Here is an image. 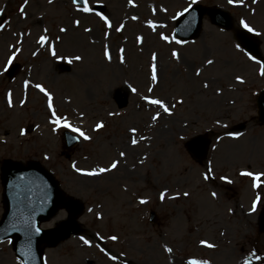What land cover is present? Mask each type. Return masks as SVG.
Here are the masks:
<instances>
[{"label": "rangeland", "instance_id": "obj_1", "mask_svg": "<svg viewBox=\"0 0 264 264\" xmlns=\"http://www.w3.org/2000/svg\"><path fill=\"white\" fill-rule=\"evenodd\" d=\"M4 2L0 0V15L10 19L3 20L0 34V115L5 118L0 124V140L2 147L7 146L1 148L0 159H38L68 194L84 203L78 217L81 231L46 248V264H186L188 259L206 257L211 264H240L255 253L257 245L260 259L254 257V263L262 264L264 236L255 239L253 217L246 223L242 220L236 242L223 241L227 233L219 231L221 226L214 220L226 199L217 191L220 198L211 195L216 184L204 176L223 174L237 188L240 182H247L244 177L254 178L255 174H261L259 179L264 181V125H258L255 116L256 92L264 87L260 74L264 67L239 49L230 31L212 25L207 18L201 36L192 42L178 44L172 34L173 18L187 5H216L227 9L237 25L243 20L259 33L264 53V0H234L232 4L228 0H88L91 9L97 4L104 9L89 13L70 0H8L5 10ZM19 2L25 5V18L13 16ZM43 25L51 35L52 47L33 58L35 39ZM161 34L168 40L161 39ZM105 47L110 59L104 56ZM172 51L178 53V59L172 57ZM153 54L158 75L155 85L150 80ZM9 56L23 64L13 80L2 74ZM31 58L39 60L41 69L32 80L43 82L56 115L90 137H81L69 158L60 153L62 126L51 123L47 98L24 84ZM61 59L71 65L69 72H57L55 61ZM205 64L206 70L196 75L195 68ZM238 76L243 83L237 81ZM154 94L171 115L141 99H154ZM97 123L103 127L96 129ZM238 123H246L244 129L233 132L238 136L228 135ZM31 126L32 133L21 134L20 129ZM198 132H209L211 144L206 162L196 165L183 141ZM113 161H117L116 168L96 176L76 171H98ZM259 193L264 198V187ZM249 194H242V204L251 198ZM174 204L187 210L191 235L179 238L182 232L172 223H178ZM151 209L160 221L157 227L148 221ZM65 216L64 212L42 226L51 227ZM112 236L117 239H110ZM197 238H213L219 245L208 251L199 246ZM0 264H20L8 242L0 243Z\"/></svg>", "mask_w": 264, "mask_h": 264}, {"label": "water", "instance_id": "obj_2", "mask_svg": "<svg viewBox=\"0 0 264 264\" xmlns=\"http://www.w3.org/2000/svg\"><path fill=\"white\" fill-rule=\"evenodd\" d=\"M258 113L264 121V89L258 99ZM191 156L201 160L206 153L207 140L203 137H195L185 144ZM5 203L7 207L4 219L0 222V239L7 236L14 237L15 251L22 257L25 264H41L39 244L46 242L55 243L63 232L60 229L56 233L40 231L37 234V222L50 215L59 201L75 208V202L64 198L56 187V182L39 166L29 163L23 166L19 163H9L4 166ZM51 203L49 212L42 216V209ZM15 204L21 210L18 211L17 219L19 227L12 226L13 208Z\"/></svg>", "mask_w": 264, "mask_h": 264}, {"label": "snow or ice", "instance_id": "obj_3", "mask_svg": "<svg viewBox=\"0 0 264 264\" xmlns=\"http://www.w3.org/2000/svg\"><path fill=\"white\" fill-rule=\"evenodd\" d=\"M25 2H26V0H25ZM193 2H195V0H193ZM233 2H234V0H228V3H229V4H232ZM239 2L242 3L243 0H239ZM252 2H253V3H256V0H252ZM49 3H51V0H49ZM72 3H73V4H76V3H77V0H72ZM79 10L82 11V12H84V13H89V12L92 11V9L90 8V6H89L88 3H84V6H83L81 9H79ZM184 11L186 12V11H188V9H185ZM96 15H97V16H100V19L103 20L104 23H105L106 25H108L109 27L111 26V25L109 24V21H108L104 16H101L100 13H96ZM133 19H136V17H133ZM74 23L78 25V24H79V21H74ZM240 23H241V25H242L244 28L247 29V31H249V32H252V31H253V28H251L247 23H245V21L241 20ZM148 26H149L150 28L153 27L151 21L148 22ZM2 27H3V25H0V28H2ZM122 27H123V25H121L120 27H117V28H116V31H120ZM60 31H61V32H64L65 29L61 28ZM85 31H89V30H88V29H85ZM256 34L259 35V33H256ZM160 38L163 39V40H168V37L164 36L163 34H161V37H160ZM45 40H46V37H45V36H41V37H40V42H41V43H43ZM141 40H142L141 37H137V42H138V43L141 42ZM176 43L179 44V43H181V41L177 40ZM120 52L122 53V52H123V49H121ZM52 54L55 55V52H53ZM171 55H172L173 58L178 59V53H177L176 51H172ZM104 56H105V58L110 59L109 51H108L107 47H105ZM12 59H13L12 56H9V57H8V63H9V64H11ZM75 59H76V60H79L80 57L77 56V57H75ZM249 59H252V57H249ZM155 61H156V56H155V54H153V56H152V64H151V75H150V80H151V83H152L153 85L157 84V82H158L157 67H156V63H155ZM70 62H71V61H70ZM120 62H121V63L124 62V61H123V56H121V58H120ZM207 63L211 64L212 61L209 60V61H207ZM257 63L259 64V61H257ZM197 74H198V73H197ZM260 74H261V75H264V69H261ZM236 79H237L238 82L243 83V80H242L239 76L236 77ZM27 83H28V82L25 81V84H27ZM206 86H207V85H205V87H206ZM34 87H36L37 89H39V91L42 92V93L44 94V96L47 98V101H48L47 106H48V109H49V111L51 112L52 117H53L52 120H51V123H52V124L56 125L57 127L62 126V127H64V128H70L72 132L77 133L79 136L83 137L84 140H89V139H90V137L87 136V135H86L81 129L76 128V127H72L71 124H70L66 119H64V118H62V117H58V116L56 115L55 110H54V108H53V103H52V99H53V98H52V96H51V95H50V94L44 89V87H42L40 84H36V85H34ZM132 91L135 92L136 89L133 88ZM148 91H149V92H152V88L149 87V88H148ZM141 99H142V100H146L147 103H148L149 105H158L159 108L162 109V111H163L164 113H167V114L171 115V111H170L169 107L166 106V104H165L161 99H149L148 97H141ZM177 103H180V101H177ZM173 107H174V105H173ZM110 115H111V113H110ZM159 115H160V113L158 112L156 115H153V116L151 117V119H152V120H156L157 117H158ZM102 127H103V125H102L101 123H97V124H96V129H100V128H102ZM53 131H55V128L53 129ZM130 131H133V132H134L135 130L132 129V130H130ZM21 134L23 135V131L21 132ZM228 135H230V136H238L239 134H238V133H229ZM131 142H132V144H136V143H137V141H136L135 139H133ZM120 155L123 156L124 153H120ZM74 167H75V165H74ZM116 167H117V161H113L109 167H107V168H103V167H102V168H100L98 171H97L96 169H93V170H91V171H82L81 169H78V168L76 169V171H80V172H82L83 175H87V176H96V175H99L100 173H103V172H106V171H111L112 169H114V168H116ZM240 174H241V175H244V176H254V174L251 173V172H241ZM260 175H261V174H255L254 179H257V180H258ZM208 178H209L208 175H205V176H204V179H205V180H207ZM221 179H226V178H225V177H221ZM256 186H257V185L254 183V184H253V187H256ZM184 195L186 196L187 193H184ZM163 196H164V194L161 193V198H163ZM213 196H215V193H213ZM259 200H260V197H257V200H254V201H253V205H252L253 210L255 209V207H256V203H257V201H259ZM140 202H141V203H144L143 200H141ZM35 231H36V233L38 234L40 230H39V228H36ZM80 239L83 240V243H84V244H86V245L89 244V241H88L87 239H84V237H80ZM110 239L115 240V239H117V237L112 236V237H110ZM201 243H202V244H205V246H207V247H209V248L214 247V245H212V244H208V243H206L205 241H201ZM100 250H101L102 252L104 251L103 249H100ZM165 251H166V252H170L171 249H169V248H165ZM113 259H114V257H113ZM257 259H260V257H257ZM190 264H198V262L193 261V262H190ZM204 264H208V262L205 261Z\"/></svg>", "mask_w": 264, "mask_h": 264}]
</instances>
